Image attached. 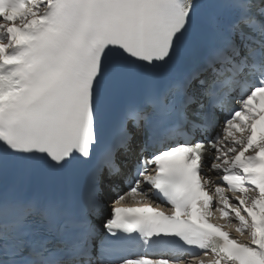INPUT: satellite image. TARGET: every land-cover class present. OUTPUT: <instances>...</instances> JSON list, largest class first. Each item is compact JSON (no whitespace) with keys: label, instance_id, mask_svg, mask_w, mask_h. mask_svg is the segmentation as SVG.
Instances as JSON below:
<instances>
[{"label":"snow or ice","instance_id":"snow-or-ice-1","mask_svg":"<svg viewBox=\"0 0 264 264\" xmlns=\"http://www.w3.org/2000/svg\"><path fill=\"white\" fill-rule=\"evenodd\" d=\"M186 257L264 264V0H0V264Z\"/></svg>","mask_w":264,"mask_h":264}]
</instances>
